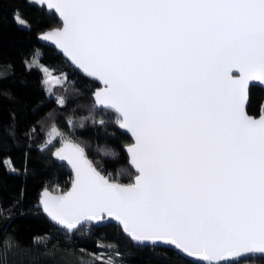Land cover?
Listing matches in <instances>:
<instances>
[{
	"label": "snow or ice",
	"instance_id": "1",
	"mask_svg": "<svg viewBox=\"0 0 264 264\" xmlns=\"http://www.w3.org/2000/svg\"><path fill=\"white\" fill-rule=\"evenodd\" d=\"M38 2L63 19L44 38L102 82L96 103L135 138L131 184L106 178L83 147L65 142L54 155L75 170V184L63 196L45 193L51 220L79 232L111 219L139 245L208 262L264 261V112L246 111L250 85L264 86V0ZM50 135L65 139L55 126ZM15 246L0 240V252Z\"/></svg>",
	"mask_w": 264,
	"mask_h": 264
},
{
	"label": "trees",
	"instance_id": "2",
	"mask_svg": "<svg viewBox=\"0 0 264 264\" xmlns=\"http://www.w3.org/2000/svg\"><path fill=\"white\" fill-rule=\"evenodd\" d=\"M17 13L26 26L17 23ZM61 23L55 11L38 0H0V208L6 210L0 214V240L10 237L16 245L6 254L0 252V264H102L108 256L117 264H212L168 245H139L112 220L66 232L42 212L39 190L64 189L71 180L68 164L54 155L63 140L50 135L53 126L83 147L107 177L128 181L134 173L124 148L130 133L117 123L114 110L94 102L98 81L38 37ZM49 73L63 83H48ZM263 92L260 84L250 85L249 112L259 111ZM53 93L65 97L66 106L58 105ZM36 237L42 241L33 243ZM220 264H238V258Z\"/></svg>",
	"mask_w": 264,
	"mask_h": 264
},
{
	"label": "water",
	"instance_id": "3",
	"mask_svg": "<svg viewBox=\"0 0 264 264\" xmlns=\"http://www.w3.org/2000/svg\"><path fill=\"white\" fill-rule=\"evenodd\" d=\"M56 13V12H55ZM56 15H58V17H60L59 16V14L58 13H56ZM60 19H61V21H62V23L60 24V25H58L57 27H54L53 29H47V30H44V31H40L39 33H38V37L41 39V40H43L44 42H46V43H49L50 45H52V46H54L57 50H61L62 51V53H63V55L67 58V60H69L71 63H72V65L77 69V70H79L80 72H82L83 74H85V75H87L88 76V74L87 73H85L82 69H80L72 60H71V58L70 57H68L67 56V54L66 53H64L63 52V50L59 47V45H57L56 43H55V41H53V40H48V39H45L44 37L46 36V35H48V34H51L54 30H62L63 29V19H62V17H60ZM90 77V76H89ZM90 78H94L95 80H97L95 77H90ZM98 81V80H97ZM255 83H258V82H255ZM259 84V83H258ZM263 88H264V86H262ZM103 88V84H102V82H100V81H98V84L93 88V97H94V102L96 103V101H95V93L98 91V90H100V89H102ZM263 94H264V92H263ZM97 104V103H96ZM260 107H259V111L256 113V114H254V113H252V112H249L248 110H247V105H246V111L248 112V114L250 115V116H253V117H255V118H257V119H259L260 118V116H261V113L262 112H264V95H263V97H262V99H261V101H260ZM123 129V128H122ZM123 130H125L126 132H128L126 129H123ZM128 133H130V132H128ZM130 135H131V133H130ZM134 137L131 135V139L127 142V143H124V148H125V150H126V154H128V163L134 168V173L132 174V178L131 179H129L128 181H122V180H117V179H114V178H111V177H107V175H105L100 169H99V167H97V166H95V164L93 163V166L94 167H97L98 168V170H100L101 172H102V174H104L105 176H106V178H109L111 181H114V182H117V183H120V184H131V183H133L134 182V180H135V177H136V175H137V173H136V170H135V167H134V165H132L131 164V159H130V156H131V154L128 152V147L130 146V145H132L133 143H134ZM65 142H71V143H75V144H77L75 141H74V139H71V138H68V137H65V139L63 140V142L58 146V149L56 150V152L58 151V150H60V149H62L63 148V146H64V143ZM78 145V144H77ZM85 155H86V157L89 159V160H91L90 159V157L85 153ZM57 157V156H56ZM58 158V157H57ZM67 164H68V166H69V168L71 169V177H70V182L68 183V185L64 188V189H50L49 187H47V186H43L39 191H40V195H39V197H38V202H39V204H40V207H41V210H42V212H44L47 216H48V218L51 220V218L49 217V215L47 214V212L44 210V208H43V201H44V197H45V193H47L48 195H50V196H63V195H66L71 189H72V187L74 186V184H75V170L71 167V165L67 162V161H65ZM111 220V219H110ZM52 221V220H51ZM112 221H114V222H116L117 224H119V222H117V221H115V220H112ZM53 223H55L54 221H52ZM95 223V222H94ZM62 227V226H61ZM168 246H170V247H172V248H174V249H177L175 246H172V245H168ZM178 251H180L184 256H186V257H189V258H191V259H194V260H196V261H201V262H205V263H212V264H220V263H222V262H226V261H213V262H208V261H204V260H202L201 258H199V257H194V256H189V255H187V254H185V253H183L181 250H179V249H177ZM237 258H239V257H237ZM237 258H230V260H234V259H237ZM227 262H229V261H227ZM239 264H242V261H241V263H239ZM259 264V263H258Z\"/></svg>",
	"mask_w": 264,
	"mask_h": 264
},
{
	"label": "rangeland",
	"instance_id": "4",
	"mask_svg": "<svg viewBox=\"0 0 264 264\" xmlns=\"http://www.w3.org/2000/svg\"><path fill=\"white\" fill-rule=\"evenodd\" d=\"M37 49V48H36ZM36 51V55L38 54V50H35ZM50 77L52 78L51 80H50ZM56 78H58V76L56 75V74H54V73H49V75L47 76V81H48V83L50 82H52V81H54Z\"/></svg>",
	"mask_w": 264,
	"mask_h": 264
},
{
	"label": "flooded vegetation",
	"instance_id": "5",
	"mask_svg": "<svg viewBox=\"0 0 264 264\" xmlns=\"http://www.w3.org/2000/svg\"><path fill=\"white\" fill-rule=\"evenodd\" d=\"M245 259H248V258H245V257H244V258H238V264L241 263V261H243V260H245ZM251 259H252V261H254V262L256 261V258H255V257H252V256H251ZM249 260H250V259H249ZM258 263H259V264H263L264 262H261V261H260V262H258Z\"/></svg>",
	"mask_w": 264,
	"mask_h": 264
}]
</instances>
